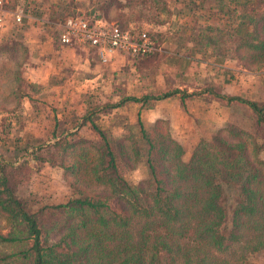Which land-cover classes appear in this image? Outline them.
I'll list each match as a JSON object with an SVG mask.
<instances>
[{
	"label": "trees",
	"instance_id": "1",
	"mask_svg": "<svg viewBox=\"0 0 264 264\" xmlns=\"http://www.w3.org/2000/svg\"><path fill=\"white\" fill-rule=\"evenodd\" d=\"M211 2L219 13L228 10L224 26L194 25L186 41L201 52L225 46L241 69L263 70L264 0H199L196 8ZM170 3L143 0L140 5L166 12ZM121 6L130 7V1ZM19 84L11 91L15 112L24 101L32 103ZM205 93L223 105L246 106L261 143L229 124L199 140L185 162L162 121L147 130L137 118L139 146L127 143L116 154L111 144L119 147L118 140L107 138L95 123L125 103L143 107L148 101L177 96L183 102ZM54 114L43 140L31 136L8 146L9 134L0 137V264H264V160L258 157L264 101L228 97L208 86L191 93L176 89L156 97H125L92 106L69 122ZM87 128L95 140L82 137ZM116 157L127 169L143 158L146 173L128 184ZM44 166L59 168L71 180L66 181L69 195L64 202L41 199L34 208L18 189Z\"/></svg>",
	"mask_w": 264,
	"mask_h": 264
},
{
	"label": "rangeland",
	"instance_id": "2",
	"mask_svg": "<svg viewBox=\"0 0 264 264\" xmlns=\"http://www.w3.org/2000/svg\"><path fill=\"white\" fill-rule=\"evenodd\" d=\"M4 1L5 11L12 13L16 9H21L24 13V18L18 25L12 22L10 16L6 17L5 28L7 27V31L3 34V40L0 43V137L2 134H9L8 146L15 139L23 142L28 141L31 136L34 137L33 139H45L46 132L50 129L51 117L49 114L51 112L56 114L59 121L69 122L72 116L80 115L92 106L112 104L122 98L129 97L125 95L119 81L123 78L129 79L133 74L132 68L140 75V79H143L145 89L149 90L145 95L156 97L176 90V86L183 83H187L194 89L202 90L206 88L201 85L204 79L201 75L203 70H207L213 63H223V65L233 63L234 67L240 70V73L233 72L232 82L226 84H232L235 89H239L243 93L241 96L244 97L240 98L246 101H264V69L256 72L241 69L231 56L225 52V46L206 49L201 52L194 50L191 44L186 41V37L190 34V30L194 25L224 26L227 15H223V13L228 10L225 8L219 13L216 4L213 2L205 3L204 8L199 10L196 8L199 0H168L171 3L167 11L159 12L140 5L143 0H129L130 7L128 8L121 6L124 3L127 4V0ZM68 16H83L87 19L101 18L123 30H127L132 26L137 31L146 32L151 37L156 49L154 55L150 54L152 56L142 62L133 59L134 62L130 68L114 72L111 75V89H106L105 92L100 93L110 95L112 102L107 99L103 103L94 102L90 106L87 103L90 102L88 98L84 96L75 97V95L67 97L69 93L65 95V91L58 92L56 99H48L49 94L44 89L45 87L30 84L27 80L26 62L29 59H27L29 54L24 46L23 37L25 32L34 30L36 33L47 35L56 40L59 32L58 25ZM27 17L31 20H28ZM42 18L46 22L39 23L38 20ZM221 72L225 76L232 74L231 71L229 72L224 68ZM17 83H20L21 94L28 95L32 103L24 101L19 106V111L15 112L12 108L15 105V99L11 95V91ZM55 84H57V88H55L57 90L61 83ZM161 85H164V89H161ZM71 91L75 92V90ZM151 102L148 101L146 105ZM234 105L231 109L233 118L224 126L235 125L254 135L260 144L262 140L259 139L260 134H257L258 129L256 127L254 129V117L251 111L237 102ZM6 110L10 111L11 114H5ZM126 113H131V111L128 110ZM126 113L125 115L116 114L112 118H102L100 120L101 115L95 122L107 138L118 140L119 147L118 144L117 146L111 144L116 154L119 148L127 143L134 144L136 147L139 146L136 122H125L119 117L126 118ZM160 121L163 122L160 126L168 129L165 121ZM153 125L154 122L145 129L151 130ZM81 135L88 140L97 138L96 134L89 128L84 130ZM258 157L264 160V143ZM69 159L72 160L68 158L66 162ZM182 160L186 162L188 159L182 156ZM116 164L119 172L130 185L136 184L146 173L143 158H140L131 169H127L119 157H116ZM35 173L36 176L32 177L29 184L20 186L18 189V195L24 198L29 206L38 207L43 199H52L54 202L66 201L69 195L66 181L70 182L71 180L64 178L59 168L44 166ZM2 225L3 221L1 220L0 232H3L1 231ZM4 248L6 247H2L3 250Z\"/></svg>",
	"mask_w": 264,
	"mask_h": 264
},
{
	"label": "crops",
	"instance_id": "3",
	"mask_svg": "<svg viewBox=\"0 0 264 264\" xmlns=\"http://www.w3.org/2000/svg\"><path fill=\"white\" fill-rule=\"evenodd\" d=\"M28 20L31 19L28 18ZM38 21L39 23L46 22L43 18ZM6 28L0 31V43L3 40V34L7 31ZM23 40L29 54V59L26 62L27 80L30 84L45 87L44 89L49 94L48 99H56L58 92L65 91V95L69 93L67 97L75 95V97L84 96L88 98L90 102L87 103L90 106L94 102L103 103L107 99L112 102L110 95L100 93L105 92L106 89H111V75L114 72L130 68L134 62L133 59L124 54L109 51L103 52L104 61L102 63L98 50L84 46H61L57 39L54 40L47 35H41L34 30H27ZM223 68L231 71L232 74L223 75L221 72ZM132 70L133 74L129 79L123 78L119 82L126 96L137 98L142 94H147L149 90L145 89L140 75L134 71V68ZM233 72L240 73V70L234 67L233 63L230 65L213 63L207 70L202 71L201 75L204 79L201 85L217 89L221 94L228 97H243L241 96L243 93L239 89H235L234 85L226 84L232 82ZM58 82L61 84L55 90L57 88L55 83ZM160 87L164 89V85ZM176 88L179 91L184 90L186 93L200 91L190 87L187 83L176 86ZM70 89L75 90V92ZM206 94L188 98L183 102L177 96H171L154 100L143 107L139 104L125 103L102 115L100 120L112 118L116 114L125 115L128 110L131 113H126V118L119 116L121 120L134 123L138 118L143 128H148L156 120H163L171 137L183 149L182 156L188 159L199 140L209 139L212 133L222 128L233 118L231 109L235 106V102L223 105Z\"/></svg>",
	"mask_w": 264,
	"mask_h": 264
},
{
	"label": "built area",
	"instance_id": "4",
	"mask_svg": "<svg viewBox=\"0 0 264 264\" xmlns=\"http://www.w3.org/2000/svg\"><path fill=\"white\" fill-rule=\"evenodd\" d=\"M4 0H0V31L5 28V20L10 16L12 22L20 24L24 18L21 9L12 13L4 10ZM57 41L61 46H84L98 50L103 63V52L116 51L131 59L150 55L156 51L152 39L146 32L137 31L130 26L123 30L101 18L87 19L83 16H68L58 25Z\"/></svg>",
	"mask_w": 264,
	"mask_h": 264
}]
</instances>
